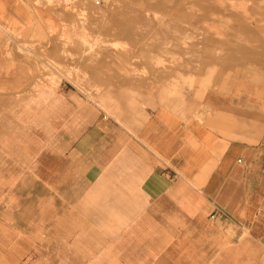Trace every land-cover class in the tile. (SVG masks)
Returning a JSON list of instances; mask_svg holds the SVG:
<instances>
[{
	"label": "crops",
	"instance_id": "1",
	"mask_svg": "<svg viewBox=\"0 0 264 264\" xmlns=\"http://www.w3.org/2000/svg\"><path fill=\"white\" fill-rule=\"evenodd\" d=\"M203 1L135 0L201 11V21L234 7ZM122 20L110 29L130 35ZM33 23L24 0H0V89L29 81L8 54L12 33ZM244 30L254 45L242 52L264 62V36ZM215 73L177 80L162 103L132 96L113 108L33 84L32 98L3 116V184L29 198L0 229V264H264V69L206 92ZM195 83L183 96L181 85Z\"/></svg>",
	"mask_w": 264,
	"mask_h": 264
},
{
	"label": "rangeland",
	"instance_id": "2",
	"mask_svg": "<svg viewBox=\"0 0 264 264\" xmlns=\"http://www.w3.org/2000/svg\"><path fill=\"white\" fill-rule=\"evenodd\" d=\"M24 1L34 23L12 33L8 56L12 64L23 63L29 81L17 90L0 89V142L4 114L15 112L19 103L32 98L30 88L35 83L57 93L73 89L113 108L132 96L162 103L164 88L187 77L204 78L212 67L215 78L206 92L220 81L251 78L264 69L258 56L242 52L254 45L244 40V28L264 36V0H228L234 7L209 15L207 21L200 20L201 11H152L135 0H70L66 8L47 0ZM203 2L206 5L209 0ZM120 17L130 35L110 29L120 24ZM204 29L214 36L208 46L201 42ZM83 34L92 48L81 44ZM254 50L261 49L255 45ZM195 85H181L183 96L195 94ZM9 92L10 105L4 103ZM173 98L178 97L169 99ZM2 156L0 143V229L17 218L19 199L29 198L15 186H4V180H9L3 174Z\"/></svg>",
	"mask_w": 264,
	"mask_h": 264
}]
</instances>
